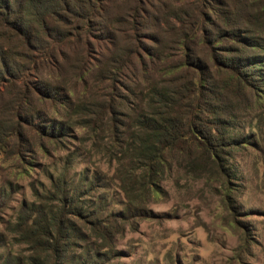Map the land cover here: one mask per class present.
Returning <instances> with one entry per match:
<instances>
[{
  "label": "trees",
  "instance_id": "16d2710c",
  "mask_svg": "<svg viewBox=\"0 0 264 264\" xmlns=\"http://www.w3.org/2000/svg\"><path fill=\"white\" fill-rule=\"evenodd\" d=\"M96 31L111 57L88 68ZM95 74L105 92L85 101ZM1 81L10 99L0 151L11 156L32 149L33 128L46 149L73 123L94 134L107 125L124 185L139 170L143 188L154 189L172 167L169 155L182 158L188 175L228 181L235 153L262 141L255 129L264 125V0H193L184 10L163 0H0ZM52 108L56 116L47 118ZM10 135L16 146L6 145ZM99 173L84 177L85 189L96 188ZM68 187L58 176L51 191L34 190L37 201L21 204L13 240L0 231V264H106L118 221L143 215L136 206L100 218L104 194L93 209ZM13 192L0 187V218Z\"/></svg>",
  "mask_w": 264,
  "mask_h": 264
},
{
  "label": "rangeland",
  "instance_id": "374dc122",
  "mask_svg": "<svg viewBox=\"0 0 264 264\" xmlns=\"http://www.w3.org/2000/svg\"><path fill=\"white\" fill-rule=\"evenodd\" d=\"M163 1L184 10L193 0ZM104 37L96 31L90 38L92 45L85 61L88 68L96 64L102 68L110 60L111 55L101 47ZM8 43L11 51L20 52V47L14 48L16 43ZM96 74L90 77L85 101L105 92ZM33 80L34 75H25V81ZM5 86L1 81L0 124L7 117L5 104L10 99ZM18 86H23L22 81ZM56 110L52 108L47 118L55 117ZM104 129V133L94 134L89 127L73 123L62 143L41 149L33 128L28 131L32 148L28 152L11 156L7 147L0 151V187L14 190L0 218V231L6 240H13L11 224L21 204L37 201L34 190L40 194L51 191L52 181L64 175L67 192L78 189L93 209L97 197L104 194L100 218L136 206L143 209L142 216L118 221L121 231L115 229L116 251H110L106 264H264V125L262 131L255 129L262 134L258 148L247 145L235 153L231 160L234 175L228 181L218 175H188L182 158L169 155L166 166L172 167L156 180L152 190L143 188L139 170L132 186L121 182L111 153L118 150L119 142L117 145L111 137L110 126ZM5 142L16 146L17 140L10 135ZM95 170L100 172L99 183L87 190L84 177L90 179ZM14 250L22 251L23 247L15 244Z\"/></svg>",
  "mask_w": 264,
  "mask_h": 264
}]
</instances>
